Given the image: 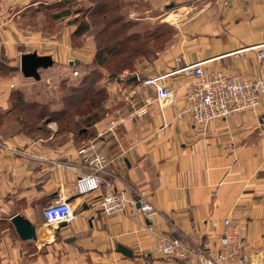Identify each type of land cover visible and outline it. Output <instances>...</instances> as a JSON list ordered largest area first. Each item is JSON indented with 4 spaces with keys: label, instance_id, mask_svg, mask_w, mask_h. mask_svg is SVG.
I'll return each mask as SVG.
<instances>
[{
    "label": "crops",
    "instance_id": "crops-1",
    "mask_svg": "<svg viewBox=\"0 0 264 264\" xmlns=\"http://www.w3.org/2000/svg\"><path fill=\"white\" fill-rule=\"evenodd\" d=\"M147 1L149 12L174 4L179 13L169 17L178 20L173 47L153 62L146 61L141 72L146 79L204 61L226 74L264 78V59L251 49L264 45V0ZM38 4L36 0L4 3L3 62L16 67L17 58L34 52L51 56L56 65L91 62L90 47L87 58L85 48L81 58L73 55L75 27H68L62 36L37 27L26 29L25 18ZM8 6L17 10L12 19ZM132 79L124 88L111 85L113 102L108 101L104 118L97 123L114 127L101 137L97 133L60 144H54L53 137L32 139L25 133L0 138V264H197L160 254L157 235L187 237L214 251L226 219L239 227L247 252L264 258V111L236 114L202 128L186 112L194 78L164 81L174 92L173 103L165 109L155 90L137 86L139 82ZM89 146L93 149L80 154ZM95 153L108 163L101 176L106 182L97 191L80 195L76 182L92 174ZM120 191L131 198L143 193L158 214L147 221L129 207L108 216L93 205ZM63 200L72 204L75 218L51 232L42 211ZM15 215L36 227V240L20 238L11 221ZM150 225L155 233L149 231ZM122 248L131 255L122 253Z\"/></svg>",
    "mask_w": 264,
    "mask_h": 264
},
{
    "label": "built area",
    "instance_id": "built-area-1",
    "mask_svg": "<svg viewBox=\"0 0 264 264\" xmlns=\"http://www.w3.org/2000/svg\"><path fill=\"white\" fill-rule=\"evenodd\" d=\"M251 49L258 50L259 60L264 59V45ZM209 63L210 61L186 64L165 75L143 81L137 78L144 88L155 90L157 102L162 109L171 106L174 101V92L164 84L165 80L175 76L194 78L195 83L186 98V112L191 116L192 121L202 128L236 114L257 113L264 110V78L226 74L209 67ZM74 75L78 76V72ZM113 127V123L96 125L100 137L112 131ZM92 149L91 146L84 148L80 154ZM107 164L102 155L95 153L90 162L92 174L81 176L76 182L78 194L87 195L95 192L102 183L106 182L101 176L106 175ZM93 205L108 216L120 215L129 207L144 216L147 221H151L158 214L157 209L143 193H136V196L131 198L124 191L110 192L97 199ZM42 215L45 226L51 232H57L61 225L69 224L74 220L75 210L69 201L63 200L44 207ZM148 229L155 233L151 225ZM157 236L159 253L177 260L185 262L195 260L197 264H264V258L260 253L247 252L239 227L230 219L224 221V229L218 236V245L214 251L190 242L187 237L180 238L165 234Z\"/></svg>",
    "mask_w": 264,
    "mask_h": 264
},
{
    "label": "rangeland",
    "instance_id": "rangeland-1",
    "mask_svg": "<svg viewBox=\"0 0 264 264\" xmlns=\"http://www.w3.org/2000/svg\"><path fill=\"white\" fill-rule=\"evenodd\" d=\"M7 1L8 0H0V11L3 7L5 8L6 5H4V3L6 4ZM36 1H38L39 4L36 5V7H33L31 9V15L25 18L24 23L26 25V29L33 30L37 27L40 29L42 28L47 34H51L53 32L58 34V36H62L68 27H75V32L79 27L80 22L84 20L90 24V29L81 36H73L74 33L71 35L72 49L77 51V53H74L73 55L77 60L82 56V49L90 47L93 51L92 53L94 58L98 49L97 32L102 26L96 24V20L99 19V17L92 18L91 15L96 7V4L93 2L94 0H65L70 3L65 5L62 3V5L58 7V3L56 2L54 3L55 5L52 4L53 7H56L50 10L46 9V7L51 5L50 2L56 0ZM119 2L122 3V10L120 11V14H122L126 20L131 21L134 24L130 33H143L144 31L153 33L155 30L160 28H170L173 32L175 30V33L173 37H169L167 41L166 38H161L158 39L157 42L153 40H151L150 43L147 42L145 48L149 49L150 53L147 56H139L134 62L133 68L119 74V76L115 79L110 78V74L105 69H100L104 74V78L101 80L102 83L100 84L106 88L108 95L107 99L102 104L105 112L107 110L106 105L108 101L113 102L114 92L111 90V85L119 83L121 85L120 87L124 88L128 85L127 80L129 79L139 77L141 81L145 80L146 78L143 74H141V72L144 69L146 61L153 62L154 59L159 58L165 51L173 47V39L177 33L176 30L178 26V20H169L170 16L173 17L179 13L177 5L171 4L172 6L169 9H167L166 6H162L157 11L149 12L151 5L147 0H119ZM6 8H9V12L7 14H10V19H12V17L16 15L17 10L11 6ZM80 8H84V10L88 9V13L85 17L76 13ZM68 10L70 11L69 16H63L58 19L54 17L56 14L59 15ZM79 16L81 18L80 21H76ZM0 27H4V25L1 24V21ZM87 50L84 51L83 57L89 56L87 53L91 50ZM151 52H153V54H151ZM19 60L20 58L15 60L16 67L11 69V67L7 65L8 62L6 60L3 62L2 57H0V138L4 139L15 136L19 133H25L32 139L43 138L48 140L53 137L52 140L54 141V144L65 143L70 139H74L76 142L86 139V137H79L78 130L75 129L72 130V133L60 131V126L56 122L47 123L46 121H39L36 125V121H34L30 124L32 130L29 129L25 126V124H28V122L31 121L30 117L27 114H22L21 110L24 108V105L17 102V95L14 94L19 93L26 103L34 102L38 104H49L53 110L62 108L63 104L60 103V99L64 95L63 89L69 88L71 85H81V78L85 73H88L86 69L91 67L87 64H91L93 60L87 63L89 59H85L86 62H83L80 68L76 67L78 64L75 66L70 65V67L66 63L57 65L55 63L53 67H50L47 70H39L41 74L40 81H36L33 78H26L20 70ZM72 62L76 64L75 61ZM75 72H78V76L74 75ZM16 77L20 78L16 79ZM141 81H137L139 82L137 83V86L141 85L143 87ZM14 102L15 108L13 110ZM263 111V109L260 110V113ZM258 113L259 112H257V114ZM97 133L98 131L94 126L90 129L89 136L87 137H93L95 134L97 135Z\"/></svg>",
    "mask_w": 264,
    "mask_h": 264
},
{
    "label": "trees",
    "instance_id": "trees-1",
    "mask_svg": "<svg viewBox=\"0 0 264 264\" xmlns=\"http://www.w3.org/2000/svg\"><path fill=\"white\" fill-rule=\"evenodd\" d=\"M93 2L96 7L94 13H91L92 18L99 17L96 24L102 25L97 32L98 49L92 63L87 64L91 67L86 69L89 74L85 73L81 78V85H71L69 88L63 89L64 95L60 99L63 107L53 110L49 104L26 103L19 93L14 94L17 95V102L24 105L21 110L22 114H27L30 117L31 121L25 126L31 130L30 124L34 121H36V125L39 121L56 122L60 126V131L72 133V130L75 129L78 130L79 137L89 136L90 129L105 115L102 104L108 95L106 88L100 84L104 78L100 69H105L110 74V78L115 79L119 74L133 68L134 62L139 56H147L150 53L149 49L145 48L147 42L150 43L151 40L157 42L161 38H166L167 41L175 33V30L173 32L170 28H160L153 33L149 31L130 33L134 24L120 14L122 3L119 0H94ZM62 3L65 5L70 2L62 0L57 7ZM53 5L46 9L55 8L56 6L53 7ZM76 13L85 17L88 9L80 8ZM69 15L70 11L68 10L62 14H56L54 17L58 19ZM80 16L76 21H80ZM89 29L90 24L82 20L73 36H81ZM81 66L79 64L76 67L80 68ZM14 108L15 102L13 110ZM84 130H87L88 134H84Z\"/></svg>",
    "mask_w": 264,
    "mask_h": 264
},
{
    "label": "water",
    "instance_id": "water-1",
    "mask_svg": "<svg viewBox=\"0 0 264 264\" xmlns=\"http://www.w3.org/2000/svg\"><path fill=\"white\" fill-rule=\"evenodd\" d=\"M55 64L51 56H39L38 53H29L23 54L20 59V70L26 78H33L36 81L41 80L40 69L47 70L50 67H53ZM75 63L71 62V66ZM138 81V78L135 77L131 81ZM86 131V130H85ZM44 219V218H43ZM12 223L16 227L17 233L23 241H32L37 239L36 227L24 216L15 215L11 219ZM68 224H63L60 226V229L67 227ZM122 253L126 255H131V253L122 248Z\"/></svg>",
    "mask_w": 264,
    "mask_h": 264
}]
</instances>
